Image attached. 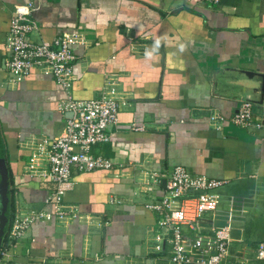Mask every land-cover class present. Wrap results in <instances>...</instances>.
Listing matches in <instances>:
<instances>
[{
  "label": "crops",
  "instance_id": "0c3cea01",
  "mask_svg": "<svg viewBox=\"0 0 264 264\" xmlns=\"http://www.w3.org/2000/svg\"><path fill=\"white\" fill-rule=\"evenodd\" d=\"M20 3L35 5L32 40L76 35L68 91L37 69L7 79L6 36ZM106 86L122 105L109 140L91 153L113 166L72 170L62 201L74 213L32 221L11 248L12 264H176L169 232L145 207L164 195L176 165L225 180L201 231L208 240L229 222V251L219 264H264L256 257L264 243V0L196 7L188 0H0V142L12 219L53 212L46 199L54 183L29 173L27 162L62 134L61 101L88 100ZM244 100L261 127L230 121ZM34 164L45 167L44 156ZM186 238L196 253V237Z\"/></svg>",
  "mask_w": 264,
  "mask_h": 264
},
{
  "label": "built area",
  "instance_id": "2783aa9c",
  "mask_svg": "<svg viewBox=\"0 0 264 264\" xmlns=\"http://www.w3.org/2000/svg\"><path fill=\"white\" fill-rule=\"evenodd\" d=\"M220 0H188L190 6L217 5ZM35 5L17 4L11 14L6 36L8 58L6 60L7 79L21 81L32 69L50 74L58 85L68 91L73 80L72 63L75 55L71 46L76 42V35L62 33L51 41L32 40L30 34L38 29L32 17ZM122 102L115 97L112 86L104 87L100 93L88 100H76L68 95L59 104L66 117L62 134L54 137L47 146H40L39 152L32 155L27 162L29 173L37 172L54 183L47 203L53 205V212L39 211L27 218L15 217L9 222L0 248V264H12L11 248L25 235L30 223L35 220H50L73 214L62 201L64 193L71 188L72 170L90 171L93 169H110L113 162L100 155L91 153L92 146L109 140L108 130L118 121ZM249 100L241 102L230 121L244 128L262 126L253 112ZM218 117L210 116V120ZM44 156L46 166L37 169L35 158ZM225 180L195 175L184 166L176 165L166 178L165 193L155 202H148L145 207L158 214L159 228L169 232L166 241L170 244L169 259L176 264H219L228 254L230 244V224L212 228L213 235L203 240L202 223L208 212H215L219 205V194L215 190ZM233 204V201H231ZM231 212L228 218H231ZM192 232L195 240L187 244L186 234ZM160 250V246H156ZM256 257L264 259V243L259 244Z\"/></svg>",
  "mask_w": 264,
  "mask_h": 264
},
{
  "label": "water",
  "instance_id": "95a60500",
  "mask_svg": "<svg viewBox=\"0 0 264 264\" xmlns=\"http://www.w3.org/2000/svg\"><path fill=\"white\" fill-rule=\"evenodd\" d=\"M70 115L71 113H66V116ZM3 155L4 148L0 142V248L4 235L8 229L11 206L9 177L4 164Z\"/></svg>",
  "mask_w": 264,
  "mask_h": 264
},
{
  "label": "trees",
  "instance_id": "16d2710c",
  "mask_svg": "<svg viewBox=\"0 0 264 264\" xmlns=\"http://www.w3.org/2000/svg\"><path fill=\"white\" fill-rule=\"evenodd\" d=\"M11 220H12V215H11V206H10L9 222H11ZM8 228H9V224H8Z\"/></svg>",
  "mask_w": 264,
  "mask_h": 264
}]
</instances>
